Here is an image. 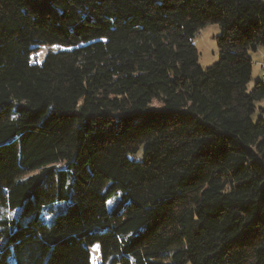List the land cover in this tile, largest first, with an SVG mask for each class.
Here are the masks:
<instances>
[{
	"label": "trees",
	"instance_id": "16d2710c",
	"mask_svg": "<svg viewBox=\"0 0 264 264\" xmlns=\"http://www.w3.org/2000/svg\"><path fill=\"white\" fill-rule=\"evenodd\" d=\"M260 49L264 0H0V264H264Z\"/></svg>",
	"mask_w": 264,
	"mask_h": 264
},
{
	"label": "rangeland",
	"instance_id": "374dc122",
	"mask_svg": "<svg viewBox=\"0 0 264 264\" xmlns=\"http://www.w3.org/2000/svg\"><path fill=\"white\" fill-rule=\"evenodd\" d=\"M220 34V30L215 25H210L203 28L195 36L193 43L198 51V64L206 69L212 66L218 61V53L216 47L215 38ZM262 50V49H261ZM49 51H56L54 47H42L38 49L33 60H36L38 63H41L46 57ZM253 68H252V83L249 85L252 87L253 83L261 80V73L256 64V60L260 58V51L256 53H251ZM101 254L99 245H94L90 249V264H101Z\"/></svg>",
	"mask_w": 264,
	"mask_h": 264
},
{
	"label": "built area",
	"instance_id": "2783aa9c",
	"mask_svg": "<svg viewBox=\"0 0 264 264\" xmlns=\"http://www.w3.org/2000/svg\"><path fill=\"white\" fill-rule=\"evenodd\" d=\"M259 71L261 73V80L264 82V60L262 62H260L259 64H257Z\"/></svg>",
	"mask_w": 264,
	"mask_h": 264
},
{
	"label": "crops",
	"instance_id": "0c3cea01",
	"mask_svg": "<svg viewBox=\"0 0 264 264\" xmlns=\"http://www.w3.org/2000/svg\"><path fill=\"white\" fill-rule=\"evenodd\" d=\"M259 51H260V58L258 60H256V64H259L260 62H262L264 60V50L260 49ZM251 59H252V57H251Z\"/></svg>",
	"mask_w": 264,
	"mask_h": 264
}]
</instances>
